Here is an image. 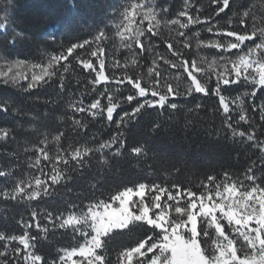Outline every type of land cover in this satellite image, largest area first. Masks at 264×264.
Masks as SVG:
<instances>
[{"label":"snow or ice","instance_id":"snow-or-ice-1","mask_svg":"<svg viewBox=\"0 0 264 264\" xmlns=\"http://www.w3.org/2000/svg\"><path fill=\"white\" fill-rule=\"evenodd\" d=\"M63 7L0 0V264H264V0ZM181 119L240 163L133 135Z\"/></svg>","mask_w":264,"mask_h":264},{"label":"trees","instance_id":"trees-1","mask_svg":"<svg viewBox=\"0 0 264 264\" xmlns=\"http://www.w3.org/2000/svg\"><path fill=\"white\" fill-rule=\"evenodd\" d=\"M168 2L175 3L176 7L173 10L175 12L179 10L183 0H168ZM67 3L70 6L72 0H67ZM64 4L65 0H18V15L22 19L29 21L35 17H45L49 14H53V17L55 18L56 14L67 12V8L63 7ZM200 4L204 8H207L208 0H200ZM41 27H43V25ZM49 30L53 31L54 29ZM161 51H163V49H161ZM0 92H3L16 101L13 106L19 107L22 112H27L32 109V102L27 99L23 93L16 89H4L3 86H0ZM35 94L36 93H34V95ZM16 119H18V117L0 113V124L10 125ZM98 127L99 125L93 130H98ZM133 135L140 140L150 141L152 146L161 152H184L187 158L190 161H194L201 169H205L210 160H217L226 166H234L240 163L234 158L232 148L223 145H210L209 141L205 138L202 129L194 126L184 128L182 119L179 124L174 123L163 128L155 135L148 132L147 121L142 120L140 124L133 129ZM7 147L11 150L13 146L7 145ZM50 151H54V147L50 149ZM0 161L7 162L3 157H0ZM143 167L144 165L141 164V168ZM144 175H146L145 172H137L125 162L124 173L118 179L125 181L135 180ZM180 179H191L196 181L198 178L195 175L185 173Z\"/></svg>","mask_w":264,"mask_h":264}]
</instances>
